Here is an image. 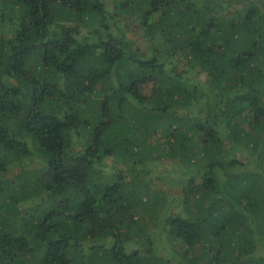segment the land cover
<instances>
[{
  "label": "trees",
  "instance_id": "16d2710c",
  "mask_svg": "<svg viewBox=\"0 0 264 264\" xmlns=\"http://www.w3.org/2000/svg\"><path fill=\"white\" fill-rule=\"evenodd\" d=\"M0 264H264V0H0Z\"/></svg>",
  "mask_w": 264,
  "mask_h": 264
},
{
  "label": "rangeland",
  "instance_id": "374dc122",
  "mask_svg": "<svg viewBox=\"0 0 264 264\" xmlns=\"http://www.w3.org/2000/svg\"><path fill=\"white\" fill-rule=\"evenodd\" d=\"M196 81L198 82V83H200L201 81L198 79V78H196ZM162 169V168H161ZM163 177V176H162Z\"/></svg>",
  "mask_w": 264,
  "mask_h": 264
}]
</instances>
